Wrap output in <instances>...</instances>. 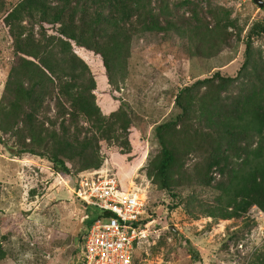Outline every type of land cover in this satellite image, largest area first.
Wrapping results in <instances>:
<instances>
[{"label":"trees","instance_id":"obj_1","mask_svg":"<svg viewBox=\"0 0 264 264\" xmlns=\"http://www.w3.org/2000/svg\"><path fill=\"white\" fill-rule=\"evenodd\" d=\"M154 1L18 0L7 10L2 19L14 61L0 95V142L14 154L37 155L55 171L75 174L97 167L100 145L112 141L116 176L131 173L143 144L125 103L107 89L123 80L131 37L182 32L196 55L210 56L232 34L239 36L228 10L213 9L207 0L204 7L194 0L170 7ZM180 6L187 17L177 15ZM254 29L264 32L259 25L248 29L234 75L216 69L181 86L173 96L175 113L153 127L158 150L145 175L173 197L177 188H188L180 201L192 216L235 219L252 206L264 213V60L252 45ZM203 188L210 200L199 199L196 190ZM85 210H91L87 227L96 212ZM249 264H264V249Z\"/></svg>","mask_w":264,"mask_h":264},{"label":"rangeland","instance_id":"obj_2","mask_svg":"<svg viewBox=\"0 0 264 264\" xmlns=\"http://www.w3.org/2000/svg\"><path fill=\"white\" fill-rule=\"evenodd\" d=\"M17 1L0 0V95L14 61L2 18ZM164 1L170 7L180 0ZM194 1L202 7L205 5V0ZM207 1L213 9L228 10L239 36L232 34L213 55L199 56L182 32L136 34L129 42L123 80L107 88L114 100L125 103L137 143L143 144V154L131 173H120L123 179L131 174L143 177L141 186L149 223L147 236L135 246V264H249L254 254L264 249V213L255 206L235 219L210 218L197 215L198 212L192 216L180 201V197L188 194V188H177L179 197H173L145 175L149 159L158 150L153 127L175 113V92L216 69L222 75H234L242 61L246 32L251 25L264 27V0L261 6L252 0ZM176 13L187 17L188 10L180 6ZM171 19L177 27L181 26V19L175 14ZM44 27L51 32L49 25ZM251 41L264 60V32L254 29ZM112 146H115L112 141L100 145L98 153L101 162L106 158L116 173ZM192 160L188 156L186 164L190 165ZM66 165L74 172L76 167L68 162ZM54 172L57 171L47 159L29 153L14 154L0 142V264H70L73 261L86 228L83 216L91 210H85ZM58 173L64 179L70 174ZM196 192L199 199L210 200L208 188Z\"/></svg>","mask_w":264,"mask_h":264},{"label":"built area","instance_id":"obj_3","mask_svg":"<svg viewBox=\"0 0 264 264\" xmlns=\"http://www.w3.org/2000/svg\"><path fill=\"white\" fill-rule=\"evenodd\" d=\"M54 175L85 208L96 212L70 264H135V246L147 236L149 223L143 177H117L106 158L97 167L70 173L65 179L58 172Z\"/></svg>","mask_w":264,"mask_h":264},{"label":"water","instance_id":"obj_4","mask_svg":"<svg viewBox=\"0 0 264 264\" xmlns=\"http://www.w3.org/2000/svg\"><path fill=\"white\" fill-rule=\"evenodd\" d=\"M252 1L258 6H261L263 4V0H252ZM169 228L173 229L172 225H169Z\"/></svg>","mask_w":264,"mask_h":264}]
</instances>
